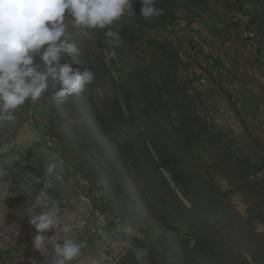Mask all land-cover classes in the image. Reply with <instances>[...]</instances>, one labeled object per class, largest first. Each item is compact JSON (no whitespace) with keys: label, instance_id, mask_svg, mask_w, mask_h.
Here are the masks:
<instances>
[{"label":"rangeland","instance_id":"374dc122","mask_svg":"<svg viewBox=\"0 0 264 264\" xmlns=\"http://www.w3.org/2000/svg\"><path fill=\"white\" fill-rule=\"evenodd\" d=\"M156 6L164 14L144 20L135 0L110 26L116 59L107 28L68 21L80 53L65 59L94 83L64 103L46 93L0 127L12 193L0 264H51L32 247L30 175L86 241L72 264H264V0Z\"/></svg>","mask_w":264,"mask_h":264},{"label":"clouds","instance_id":"9594fccd","mask_svg":"<svg viewBox=\"0 0 264 264\" xmlns=\"http://www.w3.org/2000/svg\"><path fill=\"white\" fill-rule=\"evenodd\" d=\"M157 0H139L144 20L159 17L163 9ZM135 0H0V127L11 122L26 103H37L46 93L57 103L80 96L94 83L95 73L81 72L68 62V55H79L80 46L69 32L104 30L112 46L107 56L116 59V47L122 44L118 31L110 26L130 9ZM133 13H135L133 11ZM66 61V62H62ZM49 172L53 166L49 165ZM41 212L31 215L28 223L37 234L32 247L52 253L51 264H72L82 253L86 241L76 238L59 205L47 192L35 196ZM51 232V236L42 233Z\"/></svg>","mask_w":264,"mask_h":264},{"label":"crops","instance_id":"0c3cea01","mask_svg":"<svg viewBox=\"0 0 264 264\" xmlns=\"http://www.w3.org/2000/svg\"><path fill=\"white\" fill-rule=\"evenodd\" d=\"M2 160H4V163L5 164H8V162H7V157H3L2 158ZM8 160H9V158H8ZM10 161V160H9ZM32 171V172H34L33 170H32V168L31 167H29V168H27V172L28 171ZM8 171V170H7ZM12 180H14V181H17L18 179H13V178H11ZM15 187V190L17 191V194H19V196H25V191H24V189H23V187L21 186V185H17V186H14ZM28 189H29V187H28ZM27 195V194H26ZM29 198V199H28ZM16 199V198H15ZM25 203L27 204L25 207H29L30 208V211H31V213H30V216L31 215H34L35 213H33V212H36V213H39V212H41L42 211V209L41 208H39V207H36L35 206V197H34V199L33 198H30V197H28V195H27V200H25ZM0 207L1 208H5L6 207V204H4L3 206L2 205H0ZM3 211V212H2ZM0 210V212H1V214L2 215H4V213L6 212V217L5 218H7V220H10L11 219V211H6L5 209H3V210ZM68 222H69V219H66ZM28 231H30V229H28ZM31 232H32V230H31ZM23 235H25L24 237H25V242H28V241H26V236H27V232H24L23 233ZM19 239L21 238V237H18ZM23 246H25V245H23ZM25 249H23L24 251H25V253L27 252V251H29V249L25 246L24 247ZM28 249V250H27ZM33 259V258H32ZM37 261V260H36Z\"/></svg>","mask_w":264,"mask_h":264},{"label":"bare ground","instance_id":"6f19581e","mask_svg":"<svg viewBox=\"0 0 264 264\" xmlns=\"http://www.w3.org/2000/svg\"><path fill=\"white\" fill-rule=\"evenodd\" d=\"M4 162V161H3ZM4 172V171H3ZM3 177V176H2ZM25 177V182L27 183L29 189H28V197L33 198L40 193L41 191H44L43 189L45 188H39V186H35V181L33 180L32 176H24ZM4 178V177H3ZM39 180V179H38ZM37 180V182H38ZM6 181V180H5ZM3 179H0V183L2 184L3 182H5ZM12 184V182H11ZM22 185V184H21ZM9 186V184H8ZM0 205H4L6 204L7 199L12 195L10 187L5 188V185L0 186ZM3 201V202H2ZM69 214V213H68ZM81 216V215H80ZM75 221V220H74ZM77 221V220H76ZM85 222V221H84ZM81 224V223H80ZM78 225V224H77ZM84 225V224H83ZM89 226V225H88ZM94 227V226H93ZM99 228V227H98ZM100 229V228H99ZM86 231V230H85ZM84 231V232H85ZM103 231V230H101ZM117 231V230H116ZM1 233H3L2 231H0ZM102 233V232H101ZM103 234V233H102ZM105 234V233H104ZM16 235V234H15ZM101 237V236H100ZM116 239V238H115ZM114 239V240H115Z\"/></svg>","mask_w":264,"mask_h":264},{"label":"built area","instance_id":"2783aa9c","mask_svg":"<svg viewBox=\"0 0 264 264\" xmlns=\"http://www.w3.org/2000/svg\"><path fill=\"white\" fill-rule=\"evenodd\" d=\"M24 223H25V225H28V223H26V222H24ZM6 237H8V235L6 233H1L0 232V254L2 253L1 249L7 248L8 241H7V238ZM34 263L35 264H42V261H36L35 260Z\"/></svg>","mask_w":264,"mask_h":264},{"label":"trees","instance_id":"16d2710c","mask_svg":"<svg viewBox=\"0 0 264 264\" xmlns=\"http://www.w3.org/2000/svg\"><path fill=\"white\" fill-rule=\"evenodd\" d=\"M19 128V127H18ZM0 142H1V140H0ZM27 168H29V166L27 167ZM30 171V170H29ZM38 177H39V175H37ZM42 178V177H41ZM39 188H43V181L42 180H40V186H39ZM52 190L53 189H47V191L48 192H52Z\"/></svg>","mask_w":264,"mask_h":264}]
</instances>
